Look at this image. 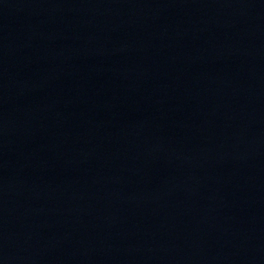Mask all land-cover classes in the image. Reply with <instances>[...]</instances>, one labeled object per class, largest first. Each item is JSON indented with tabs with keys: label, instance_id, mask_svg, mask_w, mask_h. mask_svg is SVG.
<instances>
[{
	"label": "water",
	"instance_id": "1",
	"mask_svg": "<svg viewBox=\"0 0 264 264\" xmlns=\"http://www.w3.org/2000/svg\"><path fill=\"white\" fill-rule=\"evenodd\" d=\"M0 264H264V0H0Z\"/></svg>",
	"mask_w": 264,
	"mask_h": 264
}]
</instances>
